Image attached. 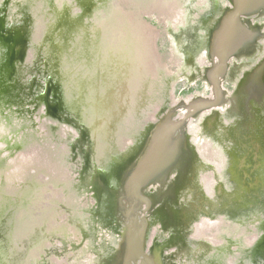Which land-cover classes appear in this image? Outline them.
<instances>
[{
  "label": "rangeland",
  "instance_id": "1",
  "mask_svg": "<svg viewBox=\"0 0 264 264\" xmlns=\"http://www.w3.org/2000/svg\"><path fill=\"white\" fill-rule=\"evenodd\" d=\"M95 1L98 2L91 1L93 6L90 14L93 17L89 20L80 17L85 0H0V16L2 9L7 15L4 17V28L18 35L15 37L17 45L22 40L21 21L30 20V47L22 66L24 70L33 68V72L27 75L29 80L22 79L26 86L24 92H29L28 82L33 79L38 81V85L32 86L33 92L29 97L23 92L21 98L14 97L16 100L11 107L0 101V139L1 142L5 141L0 144L4 148L2 156L16 151V161L28 163L27 174H33L28 175V184L27 181L17 182L18 185H14L13 191L8 193L4 192L10 189L7 177L6 181H0V207L8 205V210L16 206V202H23L27 206L38 200L43 204L39 210L41 212L38 211L41 215L39 221L44 214L51 218L49 229L47 225L44 230V237L49 239L53 234L67 240L65 252L62 250L63 240L57 237L55 242H43L34 253V261L39 260V252H44L40 251L43 245L47 250L57 248V254H60L52 253L48 256L50 264H91L96 260V254L89 251L88 241L73 247L78 245L82 236L75 223H92L95 220L93 213L96 200L92 193L86 191L88 185L83 187L79 184L78 175L83 169L84 175L92 174L93 169L100 168L101 163L107 165L113 157L118 154L120 156L133 143L132 134L143 127L148 118H152L166 97L170 99L169 105H175L180 98L188 99L199 92L196 83L189 80L190 70L184 69L183 56L176 49L174 35L187 29L192 34V25L200 28H197V33L202 32L204 28L198 20V14L203 15L204 9L209 10V5L218 0H182V5L177 7L181 10H174L173 2L171 12L174 16L171 20L165 10H160L168 0H108L99 5ZM12 18L17 26H10ZM102 21L104 24L107 22L105 33ZM138 39L141 40L140 49L136 46ZM102 40L107 41L108 46L107 51L105 46L101 51L103 55L98 53ZM130 43L136 46L133 50L129 49L132 46ZM186 43L190 47L193 41L183 40V44ZM102 58L103 68H97L96 62ZM5 59L2 62L0 58L1 69L6 65ZM138 72L139 86L137 81L133 83V77ZM65 80L72 82L71 90L75 95L67 93L69 96L66 95V103L58 107L57 101L49 98L47 92H52L51 87L56 83H61L63 90L68 88V85H64ZM134 89L141 93L140 99L133 95ZM34 95L47 100L52 107L55 104L61 117L71 118L81 126H87L84 137L74 127L40 118L39 115L46 113L45 105L40 104L34 109V104L29 102ZM102 98L104 102L101 104ZM86 99L92 101V104L89 105ZM188 124L191 127L190 122ZM188 129L192 132V128ZM190 140L196 143L194 136ZM14 145L27 148V153L15 150ZM40 153L44 155L39 159ZM41 167L47 168L48 177L38 178L40 175L37 173ZM13 169L19 172L22 168L17 165ZM36 181V185H29ZM45 182L46 187L49 184L55 185L60 193H41L45 189ZM20 194L23 196L20 197ZM92 215L93 220L90 219ZM57 222L61 224L55 225ZM96 235L99 237L100 232ZM69 241H73V245ZM53 243H56L55 247ZM13 251L17 253L21 250L18 246Z\"/></svg>",
  "mask_w": 264,
  "mask_h": 264
},
{
  "label": "flooded vegetation",
  "instance_id": "2",
  "mask_svg": "<svg viewBox=\"0 0 264 264\" xmlns=\"http://www.w3.org/2000/svg\"><path fill=\"white\" fill-rule=\"evenodd\" d=\"M91 1L85 0L82 4L85 6L80 17L89 20L93 17L90 14L93 6ZM97 1L99 5L108 0ZM218 1L210 4L209 10L204 9L203 15L198 14V20L204 28L202 32L197 33L200 28L192 25V34L186 28V31L181 30L174 35V40L177 51L183 56L184 69L190 70L189 80L196 83L199 89L192 97H213L212 83L218 81L223 92L220 102L214 108L187 120L183 128L185 137L181 130L174 134L177 140L173 146L176 154L174 159L162 162L163 167L155 169L148 182L139 184L140 194L136 190L141 203L138 219L145 217L149 222L147 253L158 250L163 264H264V78L260 80V85L259 80L250 77L256 65L264 59V13L242 17L261 26V35L254 45L247 42L227 59L223 69H218L220 60L215 55L211 57L212 36L220 18L231 7L229 0ZM173 2L174 10L182 9L177 8L182 5V0H168L160 9L165 10L166 15L169 14V20L174 16L171 12ZM1 12L0 43L10 37L4 28V17L7 15L4 9ZM21 23L23 27V20ZM101 26L105 33L107 22L104 24L102 21ZM245 27L246 37L253 35L246 23ZM138 40L136 46L140 49L141 40ZM183 40H192L193 43L188 47V43L184 45ZM104 46L107 51V41L102 40L98 51L101 55ZM136 46L133 44L129 49L133 50ZM22 48L15 49L16 58L22 55ZM3 50L5 53L6 49ZM5 56L7 59L6 53ZM12 57L14 55L11 53L8 59L11 61ZM103 64V58L96 62L97 68H103ZM135 77L133 83L137 81L139 86V72ZM140 94L134 89L133 95L137 99H140ZM192 97L180 98L175 105H169L170 99L166 97L152 118H148L143 127L132 134L133 143L120 156L113 157L107 165L101 163L100 168L95 167L92 174L84 175L85 170L80 171L79 184L83 187L88 185L86 191L92 193L96 200L94 213L90 207L91 214H95L93 222L96 224L76 222L82 236L78 245L74 246L73 241L69 243L76 248L88 241L89 251L96 254L95 263L91 264L115 263L114 253L120 249L124 232V209L120 201L123 206L128 205L121 197L126 195L129 175L131 171H139L143 161L152 153L154 125L170 107L175 106L183 111L184 104ZM86 100L89 105L92 104V101ZM103 102L102 98L101 104ZM52 105L53 111L50 112L55 117H61L57 110L59 106ZM67 119L83 138L87 126ZM189 122L191 127H188ZM188 128H192V132ZM193 136L195 144L190 140ZM86 160L85 157L84 162ZM62 206L69 211L66 205ZM93 218L92 215L90 219ZM50 221L51 218L44 214L42 228L37 232L38 242L47 244L58 238L63 240V252L67 251L65 237L53 234L52 238L44 237V230L47 225L49 229ZM93 229L95 232H92ZM97 232H100L99 237ZM41 250L44 252H39L37 264H50L48 256L52 253L60 255L57 254V248L47 250L43 245Z\"/></svg>",
  "mask_w": 264,
  "mask_h": 264
},
{
  "label": "water",
  "instance_id": "3",
  "mask_svg": "<svg viewBox=\"0 0 264 264\" xmlns=\"http://www.w3.org/2000/svg\"><path fill=\"white\" fill-rule=\"evenodd\" d=\"M229 1L231 3V7L228 8L225 14L220 18L218 26L214 30L211 41V57L213 58L215 55L220 60V68L218 67V69H223L226 65L227 59L233 54H236L237 51L244 47L247 42V44L250 42V45H254L257 37L261 35V26L254 25L250 20L244 19L242 17L247 18L255 14L264 13V0ZM245 23L249 27L248 30H251V33L253 34L250 37H246ZM250 77L259 80L258 83L261 85L260 80L264 78V59H262L256 65V68ZM212 84L214 90L213 97H192L188 103L184 104L183 111L175 106L170 107L167 113L159 120L158 123L154 125L151 139L153 143L152 153L146 157L145 161H143L142 168L139 171H131L129 179L126 183V195L121 197V199H125L127 201L128 205L125 204L123 206L122 202L120 201V206H122L124 209L122 210V214L124 216V232L122 235V244L120 245V249L114 253V264H163L160 258V252L158 250H153L150 254L147 253L148 245L146 243V237L149 222L145 217H143L141 220L138 219V211L141 209V203L136 190L140 194L141 185L139 184L142 182H148V179H150V176L154 173V170H158L159 166L160 168L163 167L162 162L165 160L174 159L176 154L173 146H175V143L177 142V140L174 139V134L179 130L184 133L183 128L186 126L187 120L193 118L200 112L212 109L219 104L223 92L221 91L218 81L213 82ZM178 113L179 115H177ZM65 121L67 122L68 120ZM183 137H185V133L183 134ZM170 148L172 150H170ZM37 175H40L38 178H44V176H41L42 174H40V171H38ZM5 177L4 175H0V181H6ZM19 177H22V175ZM37 183L38 182L36 181V183H31L29 185L34 186ZM39 183L42 184V182ZM44 186L45 189H42V187L38 186V188L42 189L41 193L44 191L47 194L49 193L48 191L51 193L53 192V194L58 192L57 187L53 184H49L46 187L45 182ZM24 189L26 190V187H24ZM8 191H10V189H7V191L4 192L8 193ZM22 196L23 195L20 194V197ZM39 203L40 202L35 201L29 208L26 207L25 203L23 202H16V206H11V208L8 210H6V206L8 205H5V207H0V261L4 262V264L6 261L3 258L8 259V256L10 255L13 257V255L16 254L13 250H15L18 246L20 247V250H25L26 246L24 245V241H21L20 243V239L18 238L14 241H7V230L9 226L17 225V213L19 214L21 209L26 210V214L29 213L31 217L34 216L35 218L38 211L41 210L43 206V204L40 203V205ZM24 218L25 215H23L21 219L24 220ZM31 226H34L33 223ZM32 228L34 227H29L26 230L30 232L29 235L33 234L32 230L34 229ZM24 234L25 231L23 235ZM2 245L5 247H2ZM36 245L38 246V243H36ZM27 252L28 250H26L23 255H26ZM34 253L35 249L33 248L30 250L29 255H34Z\"/></svg>",
  "mask_w": 264,
  "mask_h": 264
},
{
  "label": "bare ground",
  "instance_id": "4",
  "mask_svg": "<svg viewBox=\"0 0 264 264\" xmlns=\"http://www.w3.org/2000/svg\"><path fill=\"white\" fill-rule=\"evenodd\" d=\"M29 20V19H28ZM23 20L24 21V26L22 27L23 30H21V36L23 34L22 40L20 42L19 45L16 44L15 42V37L18 35H13L10 33L9 28L7 29L8 34H9V38H5V40L3 39L2 42L0 43V58L2 59V62H4L5 59V53L7 55V59L6 60V65L3 69H1L0 66V101H2L4 104H7L9 107H11L14 103L16 98L14 97H19L21 98V94H23L24 92V87H26L25 85H23L22 83V79L23 78H27V75L30 74L31 72H33V68L30 70L26 69L24 70L22 64L24 63V60L27 57V53L29 50V43L31 40V35H32V30L29 29V25H30V20ZM12 22L11 23V27L13 26H17L18 24L15 22V19L12 18ZM27 24V25H26ZM23 46V50L22 51V55H17L18 57L16 58V48L18 47H22ZM6 49V52L4 53V50ZM12 53V55H14V57H12L11 61L8 59V56H10V54ZM20 57V58H19ZM101 76V75H100ZM33 77V76H32ZM135 76L133 77V79L135 80ZM29 80V79H28ZM46 80V79H44ZM51 80V78H50ZM50 80H48L50 82ZM66 81V80H65ZM72 81V80H71ZM29 83V88L28 91L29 92H24V95H26V97H29V94L32 93V86L33 85H38V81H36L35 79H33L32 82H28ZM64 85H68V88L66 89H62V84L60 83H56L53 84V86L51 87L52 92H47V94L49 93V98H52L54 101H57L58 106L61 107L64 106V103H66L65 101L67 100L66 95L67 93L70 95H75V92L71 90V83L70 81H66L64 82ZM50 86H48L49 89ZM63 90V91H62ZM64 92V94H63ZM73 93V94H72ZM46 94V93H45ZM44 94V96H45ZM87 94H85L86 96ZM69 96V95H67ZM73 97V96H71ZM9 99V100H7ZM30 103L34 104V109H36L38 107V105H45V112L44 114L39 115L40 118H46L47 120H52V121H57L60 125H66L69 127H72V125L70 123H68L69 121H65L68 120L67 118L62 119V117H55L56 115L53 116V113H51L50 111H53L51 109V106H48L49 102H47V100H43L41 98H37V95L32 96V100L29 101ZM51 105V104H50ZM96 105V104H95ZM8 107V108H9ZM63 109V108H62ZM69 132V131H68ZM5 142V141H4ZM4 142H1L0 139V144H3ZM15 150H19V151H23V153H27V148L23 147L22 145H14ZM11 147V146H10ZM7 147V148H10ZM4 148H1L0 146V175H4L6 174L7 180H8V186L10 187V191H13V186L14 185H18L17 182H26L27 184L29 183V179H28V166L25 163H22L20 161H16L17 157H14V153H9L7 155H3L2 156V152H3ZM44 155V153H40L39 154V159L42 158ZM9 158H11V160L9 161ZM20 165L21 166V170L18 172L15 169H13L14 166ZM47 169V168H46ZM45 167H41V169L39 171L42 172L43 175L41 176H46L48 177L49 173L46 172ZM24 170V171H23ZM24 173V174H23ZM20 175H22V177H19ZM29 176H33L31 173ZM25 194L26 191L24 192ZM38 199V198H37ZM35 199V200H37ZM38 201V200H37ZM29 206L31 205H27L26 207L29 208ZM24 208V205H23ZM29 211V210H28ZM23 215H25L24 220H22L21 218L23 217ZM41 215L37 213L36 217L34 218V216H30L29 213L26 214V210L21 209L19 214L17 213V225L14 226H9L8 230H7V236L8 239L7 241H14L15 239H20V243L21 241H24L25 246V250H21L18 251L16 254L13 255V257L8 256V259L3 258L6 262L5 264H33L36 261V257L34 255H29L30 250H32L33 248L39 249L40 245L44 242H38V234L37 232L39 230H41V226L43 225V216L42 219L39 221L38 219L41 218ZM31 217V220H30ZM42 224H41V223ZM33 223L34 226H31V224ZM41 224V225H40ZM45 226V225H44ZM29 227H34L32 229L33 234H30V232L26 231ZM25 231L24 237H23V233ZM138 232V231H137ZM25 239V240H24ZM38 239V240H37ZM36 243H39L38 246L36 245ZM12 246V245H11ZM2 247H5L4 245H2ZM37 249V250H38ZM28 250V252L26 253V255H23L24 252ZM0 264H4V262L0 261Z\"/></svg>",
  "mask_w": 264,
  "mask_h": 264
}]
</instances>
